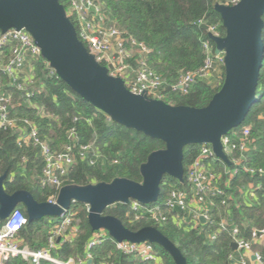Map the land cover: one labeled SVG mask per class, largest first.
<instances>
[{"label": "trees", "instance_id": "16d2710c", "mask_svg": "<svg viewBox=\"0 0 264 264\" xmlns=\"http://www.w3.org/2000/svg\"><path fill=\"white\" fill-rule=\"evenodd\" d=\"M60 3L68 10L64 1ZM221 0H106V12L109 24L127 36L143 43L151 53L148 64L165 82L162 101L172 106H185L202 109L209 105L225 82V67L221 73L208 80H197L186 92L174 89L181 77L196 72L204 66L206 55L203 43H209V28L218 26L219 33L225 36L222 19L215 11ZM75 26V19H70ZM264 20V16H263ZM264 43V29L262 32ZM46 61L37 66V81L45 90L35 94L30 103L41 106L54 119L41 118L22 100V106L16 107L12 116L34 122L39 128V138L52 152L61 153L64 147L72 145L75 163L67 175L61 178L62 186H87L98 183H111L118 178L141 183V165L147 162L149 155L165 148V144L145 134L126 128L113 122L104 113L92 107L75 94L65 82L56 75L49 76ZM257 101L250 108L246 119L241 124L250 130L251 147L245 156L244 167L258 169L264 167V57L258 82ZM74 130V138L69 133ZM236 130L229 132V135ZM93 145V149L84 157L80 155L81 146ZM201 146L189 145L184 148L183 165L188 166L196 159ZM239 155V152H236ZM23 157L27 158L25 169ZM232 156H230V159ZM45 166L38 147H19L16 135L10 130H0V172L6 174L5 190L8 194L18 191L30 192L39 203L47 202L48 197L57 191L42 188L39 179ZM231 168L222 162L216 164V170L223 173ZM243 187H253L254 195L243 191ZM260 187L259 190L256 188ZM159 201L168 198L172 189L188 191L186 176L184 181L165 175L160 184ZM225 189L228 204H222V197L214 199L211 218L208 224L195 229L180 228L172 221L164 225L142 220L131 222L127 216L129 206L115 204L107 208L103 215L119 219L129 230L136 232L145 227H155L181 251L187 264H234L230 259L236 256L232 247V238L224 233L221 240L211 243L209 236L217 230L222 221L239 229L240 237L249 239L254 229L264 228V178L250 175L244 168L230 181ZM246 193V195H245ZM223 198V199H224ZM17 208L27 216L25 207ZM70 214H76L72 226L79 232L72 242L60 243L52 250L55 258L61 261L86 257L87 245L97 232H93L88 221V207L75 202L70 205ZM62 222L60 218H43L28 223L18 234V239L33 250H45L49 247L51 230ZM5 221L0 222V230ZM159 262L143 261L140 257L124 255L111 240L91 250L92 264H175L172 257L162 247L153 244ZM255 251L264 259V241L256 245ZM4 264H29L22 258H11ZM43 264H49L44 262Z\"/></svg>", "mask_w": 264, "mask_h": 264}, {"label": "water", "instance_id": "95a60500", "mask_svg": "<svg viewBox=\"0 0 264 264\" xmlns=\"http://www.w3.org/2000/svg\"><path fill=\"white\" fill-rule=\"evenodd\" d=\"M215 11L220 14L226 33L224 37L210 35V39L216 52L225 54V82L207 107L197 109L172 106L130 92L123 79L109 75L108 69L89 53L59 0H0V33L26 30L57 77L75 94L113 122L165 144L164 149L151 153L141 165V183L118 178L111 183L67 185L60 189L55 204L39 203L28 191L8 194L4 174L0 177V222L8 219L19 205L25 207L31 223L60 218L72 203L79 202L89 207L88 221L93 232L104 230L117 243L158 245L175 264H187L179 248L157 228L133 232L119 219L103 213L119 203H156L165 175L182 183L186 146L211 145L216 157L231 167L221 140L244 122L258 100L264 57V0H241L233 6L216 4ZM201 222H206L204 217ZM231 247L237 250L235 243Z\"/></svg>", "mask_w": 264, "mask_h": 264}, {"label": "built area", "instance_id": "2783aa9c", "mask_svg": "<svg viewBox=\"0 0 264 264\" xmlns=\"http://www.w3.org/2000/svg\"><path fill=\"white\" fill-rule=\"evenodd\" d=\"M64 1L68 10L67 15L76 22V32L79 40L87 47L96 61L106 67L109 75L124 80L126 88L136 95H147L150 99L162 100L164 80L153 71L148 64V56L151 51L143 43L135 38L127 36L125 32L109 24V16L106 12V0H59ZM223 5L233 6L241 0H221ZM210 35L222 37L218 26L209 28ZM206 60L204 66L196 72L187 73L181 77L174 89L186 92L197 80H208L221 73L224 65V52L217 53L209 43H203ZM45 59L33 37L26 30H9L0 33V130H10L16 135V143L19 147H38L45 166L39 179L42 188L56 190L57 194L48 197L47 202L55 204L62 187L61 178L65 177L74 165V150L72 145L64 147L63 152H52L49 146L39 138L38 126L27 119H19L12 116L15 104L22 106V100L28 101L30 107L38 112L41 118L54 119L44 109L31 104L30 100L35 94H41L45 90L37 81V66ZM46 61V60H45ZM46 69L49 76L54 77L56 72L46 61ZM57 76V75H56ZM235 130V129H234ZM74 130L69 133V138H74ZM250 130L242 127L224 136L221 140L224 153L231 162V169L223 173L216 170V164L220 161L211 145H203L196 159L188 166L184 175L191 187L188 191L172 189L167 199L162 203L159 200L152 205H143L137 201H131L127 216H131V222L146 220L158 225H164L169 221L184 229H195L202 224H208L214 199L222 197V204L227 205L225 189L241 168L250 175H258L264 178V167L253 169L244 167L245 156L251 147L249 140ZM93 149L92 144L81 146L80 155L84 157ZM239 152V155H236ZM230 156L232 158L230 159ZM27 158L22 159V168L25 169ZM225 164V163H224ZM226 165V164H225ZM228 167V166H227ZM0 172V177H1ZM246 189V190H245ZM253 196V187H249ZM249 189L243 187L247 193ZM257 190L260 187L256 188ZM245 193V195H246ZM224 198V199H223ZM89 210V207H88ZM76 214H70L69 209L60 217L62 222L50 232L49 247L45 250H33L18 239L19 232L29 223L28 217L22 210L16 208L4 226L0 230V264H4L11 258H22L29 264H88L92 261L91 250L111 239L119 251L124 255H135L143 261L159 262L158 255L153 244H133L130 242L117 243L109 234L101 230L97 232L87 245L86 257L82 259H69L61 261L55 258L52 250L58 244L72 242L77 236L79 228L72 226ZM204 217L206 222L202 223ZM224 233H229L232 243L237 245L236 256L230 259L234 264H264L261 253L255 251L256 245L264 241V228L254 229L249 239L241 238L239 229L222 221L216 231L210 234L211 243L221 240ZM93 263V262H92Z\"/></svg>", "mask_w": 264, "mask_h": 264}, {"label": "rangeland", "instance_id": "374dc122", "mask_svg": "<svg viewBox=\"0 0 264 264\" xmlns=\"http://www.w3.org/2000/svg\"><path fill=\"white\" fill-rule=\"evenodd\" d=\"M241 128H242V126L240 125L239 127H237L235 130H238V131H240L241 130ZM163 201H159V203H162ZM150 205H152V204H150ZM147 206H149V205H147ZM108 233V232H107Z\"/></svg>", "mask_w": 264, "mask_h": 264}]
</instances>
